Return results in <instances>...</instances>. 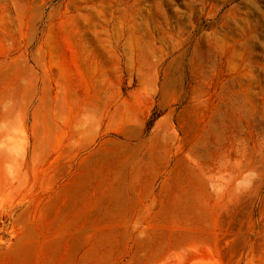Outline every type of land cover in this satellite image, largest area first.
Masks as SVG:
<instances>
[{"label":"rangeland","instance_id":"1","mask_svg":"<svg viewBox=\"0 0 264 264\" xmlns=\"http://www.w3.org/2000/svg\"><path fill=\"white\" fill-rule=\"evenodd\" d=\"M0 264H264V0H0Z\"/></svg>","mask_w":264,"mask_h":264}]
</instances>
